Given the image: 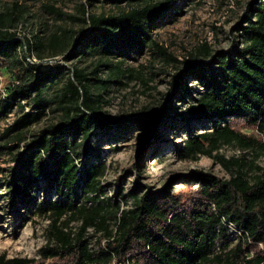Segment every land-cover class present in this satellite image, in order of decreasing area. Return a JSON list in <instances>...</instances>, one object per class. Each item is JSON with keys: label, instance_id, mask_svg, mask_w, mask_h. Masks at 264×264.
I'll list each match as a JSON object with an SVG mask.
<instances>
[{"label": "trees", "instance_id": "1", "mask_svg": "<svg viewBox=\"0 0 264 264\" xmlns=\"http://www.w3.org/2000/svg\"><path fill=\"white\" fill-rule=\"evenodd\" d=\"M253 1L250 15L239 27L242 46L236 42L224 52L212 53L204 45L200 57L186 60L187 67L177 74L174 86L179 93L190 94L188 81H196L200 89L185 101L179 115L189 125H211L210 130L191 133L182 154L213 157L229 172L228 178L194 170L181 179L188 188L185 192L165 184L142 193L128 192L131 207L120 206L119 201L127 202L121 193L118 201H106L101 197L99 180L104 164L86 161L99 155L90 138L98 125H104L95 117L101 100L90 93L89 79L82 70L72 68L60 94L59 101L66 102L61 119L48 124L26 146L11 170L10 184L18 201L28 200L40 179L56 192L55 198L46 201L50 223L48 243L39 249L42 258L59 260L51 264H264V168L258 167L259 173L250 179L243 169L244 156L226 158L213 153L229 142L241 147L264 146L234 126L241 120L264 137V0ZM167 7V0H156L118 14H88V31L75 39L81 48L79 54L121 55L149 43L161 49L152 40L150 28L158 16L166 17L163 10ZM86 12V6L81 5L82 15ZM3 19L4 14H0V73L8 66L10 50L18 42L16 32L5 28ZM56 39L53 34L50 41ZM24 44L26 50L31 47L27 39ZM20 68L23 73L17 74L7 98L0 101V115L12 103H19L16 98L30 97L35 109L23 113L9 129L27 126L39 118L37 109L47 102L43 92L55 83L59 73L57 67L40 69L35 61ZM157 121L160 116L155 114L152 123ZM79 155L85 158L81 167L76 162ZM134 167V175L140 177ZM190 180H196V185ZM78 192L84 197L81 202L76 198ZM42 204L36 205L38 211H43ZM70 221L79 222L76 230L71 229ZM88 228L101 233L96 248L88 244ZM229 230L238 233L232 247H228ZM37 262L33 257L0 253V264Z\"/></svg>", "mask_w": 264, "mask_h": 264}, {"label": "rangeland", "instance_id": "2", "mask_svg": "<svg viewBox=\"0 0 264 264\" xmlns=\"http://www.w3.org/2000/svg\"><path fill=\"white\" fill-rule=\"evenodd\" d=\"M153 1L156 0H0L4 27L16 32L18 40L10 50L8 66L0 73V101L7 98L10 87L18 80L17 74L23 73L20 65L26 67L28 62L35 61L40 69L57 67L59 71L55 83L43 92L47 102L37 109V120L9 129L23 113H33L35 108L30 97L16 98L15 102L19 103H12L6 113L0 115V253L8 257H33L38 264L59 262L55 258H42L39 253L48 243L50 217L45 210L46 201L55 198L56 192L40 179L30 191V198L21 202L10 182L11 170L26 146L33 143L48 124L61 119L66 102L59 101L60 94L72 68L82 70L89 79L90 93L101 100L95 117L104 125H98L90 138L98 146L99 155L86 161L104 164L99 180L101 197L106 201H118L121 193L127 202L119 201L120 206L131 207L133 200L127 196L128 192L142 193L165 184H169L171 190L185 192L188 188L181 179L194 170L229 177V172L213 157L199 154L191 158L182 154L184 142L191 133L210 130L211 125L209 122L189 125L183 123L179 115L185 101L191 100L200 89L196 81H188L190 94L179 93L174 86L177 74L187 67L186 60L200 57L204 45L212 53L224 52L236 42L242 46L239 27L245 24L250 15L249 6H253L254 1L167 0L168 7L163 10L166 17L159 19L158 16L150 28L152 40L161 49L149 43L121 55L79 54L81 48L75 39L88 31L89 23L85 20L88 14H118ZM81 5L86 6L85 16ZM53 34L57 38L55 42L50 41ZM25 39L31 44L27 50ZM155 114L160 116V121L153 124ZM234 126L264 142L256 127L241 120ZM213 153L226 158L244 156L243 169L250 179L259 173L258 167L264 168V146L241 147L229 142L221 144ZM84 161L81 155L76 158L80 167ZM134 166L140 177L134 175ZM156 166L158 173H154ZM190 183L195 186L196 180ZM76 198L79 202L84 200L81 192ZM40 202H43V211L36 207ZM78 224V221L69 222L72 230H76ZM86 237L89 246L96 248L101 233L88 228ZM237 238L238 233L229 230L228 247H232ZM258 246L262 248L261 243Z\"/></svg>", "mask_w": 264, "mask_h": 264}, {"label": "bare ground", "instance_id": "3", "mask_svg": "<svg viewBox=\"0 0 264 264\" xmlns=\"http://www.w3.org/2000/svg\"><path fill=\"white\" fill-rule=\"evenodd\" d=\"M159 172V168L158 166L155 167L154 173H158Z\"/></svg>", "mask_w": 264, "mask_h": 264}]
</instances>
